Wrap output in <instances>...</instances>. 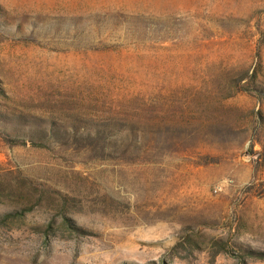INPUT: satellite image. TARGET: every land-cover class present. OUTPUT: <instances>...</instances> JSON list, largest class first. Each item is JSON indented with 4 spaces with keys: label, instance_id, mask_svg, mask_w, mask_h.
I'll list each match as a JSON object with an SVG mask.
<instances>
[{
    "label": "rangeland",
    "instance_id": "obj_1",
    "mask_svg": "<svg viewBox=\"0 0 264 264\" xmlns=\"http://www.w3.org/2000/svg\"><path fill=\"white\" fill-rule=\"evenodd\" d=\"M0 264H264V0H0Z\"/></svg>",
    "mask_w": 264,
    "mask_h": 264
}]
</instances>
